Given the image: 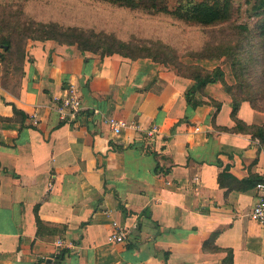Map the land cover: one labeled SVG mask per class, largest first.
I'll return each mask as SVG.
<instances>
[{"label":"crops","instance_id":"0c3cea01","mask_svg":"<svg viewBox=\"0 0 264 264\" xmlns=\"http://www.w3.org/2000/svg\"><path fill=\"white\" fill-rule=\"evenodd\" d=\"M23 66L0 64V264H264V144L238 128L264 127L263 110L233 116L220 81L193 106L174 64L54 39L30 38ZM72 87L84 108L62 121ZM109 116L139 127L114 133ZM114 221L126 242L108 241Z\"/></svg>","mask_w":264,"mask_h":264},{"label":"trees","instance_id":"16d2710c","mask_svg":"<svg viewBox=\"0 0 264 264\" xmlns=\"http://www.w3.org/2000/svg\"><path fill=\"white\" fill-rule=\"evenodd\" d=\"M121 7L141 10L148 13H165L177 20L197 23L220 31L222 38L206 42L204 47L189 54L202 59L224 58L232 71L229 81L223 65L212 68L204 65L182 62L170 58L168 54H157L153 49L167 53L168 48L161 44L124 40L111 32L63 24L56 20H37L29 17L23 6L8 3L1 6L0 12V64L3 70H24L26 43L30 38L54 39L60 43L76 44L82 52L90 51L102 55L119 53L131 58L151 57L152 59L174 63L177 70L193 79L186 90V98L193 106L202 103L197 98L208 84L221 82L233 98V116L242 101H249L264 111V0H250L248 8L254 23L234 21L237 6L235 0H180L170 7L169 0H113ZM155 46V47H154ZM16 114L20 111L15 107ZM238 128L248 130L264 144V127L247 125L238 120ZM257 182V180H256ZM39 226L45 224L38 219ZM64 253V252H62ZM62 253L59 254L61 258Z\"/></svg>","mask_w":264,"mask_h":264},{"label":"rangeland","instance_id":"374dc122","mask_svg":"<svg viewBox=\"0 0 264 264\" xmlns=\"http://www.w3.org/2000/svg\"><path fill=\"white\" fill-rule=\"evenodd\" d=\"M249 1L235 0L237 11L234 21L254 23L248 10ZM179 2L180 0H169V5L174 7ZM8 3L23 6L26 14L37 20H56L63 24L92 27L111 32L127 41L165 45L169 50L165 54L160 49L153 50L159 55L168 54L170 58H179L188 64L198 62L209 68L223 65L232 82V71L224 58L202 59L189 55L195 50H201L206 42L222 38L223 33L214 30L217 27L213 29L177 20L165 13L154 14L121 7L113 0H0V12L1 6Z\"/></svg>","mask_w":264,"mask_h":264},{"label":"built area","instance_id":"2783aa9c","mask_svg":"<svg viewBox=\"0 0 264 264\" xmlns=\"http://www.w3.org/2000/svg\"><path fill=\"white\" fill-rule=\"evenodd\" d=\"M84 106L82 97L77 88L72 87L68 94L60 99L56 109L58 116L62 121H71L78 117L82 112ZM32 118L37 123V115L34 113ZM105 121L109 124L114 133H120L123 129L128 127H136L139 125L134 121H129L123 117L109 116ZM159 128L154 125L148 129L147 135L150 138H154ZM256 187L260 191L258 201L254 205L250 216L261 224H264V180L258 181ZM131 230L127 226L121 225L118 221L113 222V230L108 235V241L110 242H126L130 235ZM57 245L60 247L65 245V241L62 238L56 240Z\"/></svg>","mask_w":264,"mask_h":264}]
</instances>
